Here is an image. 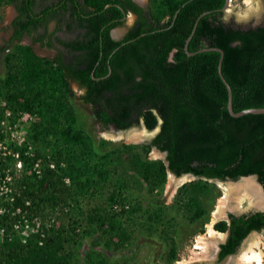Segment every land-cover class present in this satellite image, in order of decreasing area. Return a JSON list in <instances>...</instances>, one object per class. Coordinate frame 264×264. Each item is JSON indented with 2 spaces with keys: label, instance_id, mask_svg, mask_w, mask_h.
Returning <instances> with one entry per match:
<instances>
[{
  "label": "trees",
  "instance_id": "1",
  "mask_svg": "<svg viewBox=\"0 0 264 264\" xmlns=\"http://www.w3.org/2000/svg\"><path fill=\"white\" fill-rule=\"evenodd\" d=\"M224 1L147 0L144 9L133 0H83L93 16V36L75 45L87 50L85 68L40 56L28 44L16 43L3 54L0 120L6 108L36 114L28 140L16 147L23 160L13 180L17 203L29 200L27 208L42 218L57 207L62 217L25 243L18 238L0 242V264H125L119 254L136 229L162 238L168 245L166 264H172L180 221L196 223L202 232L209 220L219 192L207 178L255 174L264 189V113L231 116L217 72L219 52L187 55L183 49L197 16L209 11L197 21L188 50L221 48L233 110L264 107V16L253 26L233 25L219 10ZM120 8L136 14L137 25L115 40L107 29L120 23ZM73 80L87 88L81 97L89 104L102 100L111 110L109 115L103 106L94 109L103 127L113 121L126 129L141 122L148 130L158 125V131L138 144L96 138L79 121ZM28 145L64 165L39 177L27 174L29 158L22 151ZM153 147L165 152L166 164L148 157ZM167 170L197 176L178 186L170 203L159 199ZM16 216L0 214V227L8 229ZM213 227L226 232L221 259L249 232L264 229V210L228 212ZM83 238L89 240L81 252Z\"/></svg>",
  "mask_w": 264,
  "mask_h": 264
},
{
  "label": "flooded vegetation",
  "instance_id": "2",
  "mask_svg": "<svg viewBox=\"0 0 264 264\" xmlns=\"http://www.w3.org/2000/svg\"><path fill=\"white\" fill-rule=\"evenodd\" d=\"M30 1V4H26L24 0H10L9 2H6V0L1 1L0 29L3 27L7 29L8 32L6 31L5 35H0L2 39L0 43V53L3 52L4 54L16 43L28 44L40 56H45L48 59H55L58 57L65 65L74 69L85 68L88 63L87 50L77 48L75 45L86 43L93 36V31L91 30L90 25L93 22V16L91 13H88L91 8L85 6L83 0ZM133 1L144 9L147 8V4L145 5L144 3L141 5V3H143L140 2L141 0ZM48 7H52V9L48 14H45L44 10ZM120 10L123 13L120 17V23L107 29L108 37L115 40L123 38L129 29L137 25L135 22L137 18L136 14L130 10L125 11L121 8ZM130 15L133 16L131 21H129ZM50 22H52V26H49ZM47 42H49V44H47ZM43 49H51L52 51L50 54H45L42 51ZM74 86L81 90L79 91L80 94H76ZM70 87L74 97L80 98L78 101H81L82 104L89 107L95 121H97L98 128L109 131L113 134L119 133L124 136L126 130L142 124L140 122L139 125L134 124L125 129L110 120L111 122L109 125L106 128L103 127L99 122L101 120L94 115V109L97 108L100 110V106H103V101L99 100L97 104H89L81 97V95L86 92L87 88L81 86L76 80L71 82ZM102 108L109 115L112 114L107 106H103ZM77 110L79 109L77 108ZM136 116L137 112L134 111L132 117L135 118ZM79 121H82V119L79 118ZM140 121L142 120L140 119ZM158 128L159 126L157 125L155 133L158 131ZM154 134L152 136H154ZM220 243L222 242L218 243V249H216L215 252V263H219L222 260V258H218Z\"/></svg>",
  "mask_w": 264,
  "mask_h": 264
},
{
  "label": "rangeland",
  "instance_id": "3",
  "mask_svg": "<svg viewBox=\"0 0 264 264\" xmlns=\"http://www.w3.org/2000/svg\"><path fill=\"white\" fill-rule=\"evenodd\" d=\"M142 2L145 3V5L147 4V0H143ZM249 2H247V0H229L227 9L223 11V17L225 21H228L229 23L233 25H239L242 27L253 26V25L261 23L263 16H264L263 0H249ZM132 18L133 16L130 15L129 21H131ZM50 25L52 26V22H50L49 26ZM6 31L8 32L7 29L2 27L0 29V35H5ZM1 40L2 39L0 36V43H1ZM42 51L45 54H50L52 50L43 49ZM2 55H3V52L0 53V73H2V71L4 70ZM74 88H75L76 94H80L79 91L81 90L75 86ZM78 99L80 100V98L74 97L73 103L79 109L78 110L79 118L82 119V122L84 126L86 127V129H88L92 133H95L96 138L102 137V138L111 140L113 142L124 141L126 143H127L126 141L127 139H131L129 143L138 144L141 142L140 140L143 137L152 136L157 129V126H156L153 129L148 130L144 127V125L140 124L139 126H133L129 128L128 130H126V134L124 136H122L119 133L113 134L109 131L98 128L97 121H95L89 107L87 105L82 104V102L78 101ZM0 105H1V102H0ZM28 127L26 130L27 132L25 134V138H26L25 141L28 140ZM127 136H129V138H127ZM30 146L33 148V145H30ZM148 157L152 159H157V158L161 159L162 154L160 152L155 151L154 149H151L148 153ZM9 162L10 164H12L11 160ZM167 176H168V173L166 175V181H167ZM166 181H165L163 190L161 194L159 195V199L163 200L165 203H170L173 197L170 200H167V197L165 195V189H164L166 185ZM215 187L219 192V189L216 186V184H215ZM173 195L174 194H172V196ZM215 200L216 198L214 199L213 205L215 204ZM81 201L86 207L90 206V203H88L90 200L83 198ZM213 205H212V208H213ZM251 208L252 207H247V208L243 207L239 209L232 208L231 210H233L235 213H238V212H246L250 210ZM51 214L53 215L54 213L52 212ZM57 215H59V217H62L61 211H59ZM209 215H210V212H209ZM56 220L59 221L58 218H56ZM180 220L181 219H179V221ZM199 229H200V226L196 223H187L184 220L180 221V224L178 226L177 239H176L177 247H178L177 248V259L180 258L182 255L187 256L189 254L188 249L190 248L195 235L201 232L199 231ZM204 230L205 228L203 225L202 232H204ZM257 232H259L258 234H262L264 236V229H261L260 231H257ZM250 233H252V231ZM249 234L242 240L239 247L236 249V251L232 255H235L239 251V249L241 248V246L243 245V243L245 242ZM88 240H89L88 238H83L82 247L80 250L81 252H83L88 246ZM167 250H168V245L158 235H154V234L150 235L146 231L142 230L140 232V230L136 229L131 239V244L128 245L121 252V254H119V257L120 255L122 256L120 258L121 260L124 259L125 264H166ZM214 256H215V252L212 253V257Z\"/></svg>",
  "mask_w": 264,
  "mask_h": 264
},
{
  "label": "built area",
  "instance_id": "4",
  "mask_svg": "<svg viewBox=\"0 0 264 264\" xmlns=\"http://www.w3.org/2000/svg\"><path fill=\"white\" fill-rule=\"evenodd\" d=\"M1 105H5V102L1 101ZM35 120V113L25 109L13 111L7 108L0 120V214L17 215L8 229L0 227V242H3L4 239L11 241L18 238L22 243H25L36 233L42 235L44 229L55 224L56 216L60 211L56 207L53 215L42 218L39 213L33 214L27 208L29 200H25L23 204L17 203L13 180L23 170V160L16 147L24 145L27 127ZM22 153L26 158H29L27 174H35L39 177L46 169H53L57 164L64 165L63 161L56 163L50 152L44 156L37 155L30 145L25 147ZM10 160L12 164H10ZM64 181L69 182L68 177H65Z\"/></svg>",
  "mask_w": 264,
  "mask_h": 264
},
{
  "label": "bare ground",
  "instance_id": "5",
  "mask_svg": "<svg viewBox=\"0 0 264 264\" xmlns=\"http://www.w3.org/2000/svg\"><path fill=\"white\" fill-rule=\"evenodd\" d=\"M185 179L187 178L184 175L174 177L168 173L164 188L167 200L173 197L176 187ZM216 184L220 193L216 197L215 207L211 210L209 220L204 224V232L195 235L188 249L189 254L182 255L173 264H264V236L257 231L248 233L249 236L235 255L226 257L221 263L214 262L215 256L212 257V253L216 251V244L224 237V232L213 227L215 220L223 215L227 208L264 206V193L250 176L241 177L236 181H217Z\"/></svg>",
  "mask_w": 264,
  "mask_h": 264
},
{
  "label": "water",
  "instance_id": "6",
  "mask_svg": "<svg viewBox=\"0 0 264 264\" xmlns=\"http://www.w3.org/2000/svg\"><path fill=\"white\" fill-rule=\"evenodd\" d=\"M228 3H229V0H225L224 3H223V5H222V7H220L219 10H221V11H225V10L227 9ZM142 4H144V3H141V5H142ZM178 10H179V8H177L176 12H177ZM208 12H209V11H203V12L200 13V14L197 16V18L195 19L194 24H193V26H192V29H191L189 35L187 36V38L185 39V43H184V45H183V49H184L185 53H186L187 55H193V54H195L196 52L207 51V50H214V51L219 52V58H218V62H217V72H218V75H219L221 81L223 82V84H224V86H225V88H226V93H227L226 109H227L228 113H229L231 116H233V117H238V116H241V115H244V114H247V113H264V107H249V108L241 109V110H239V111H234V110H233V108H232V93H231V88H230L228 82L225 80V78H224V76H223V74H222V71H221V61H222V56H223V50H222L221 48H219V47H215V46H209V47H201V48H199V49L196 50V51H189V50H188L187 45H188V42H189V40H190L192 34L194 33V30H195V27H196L197 21L199 20V18H200L201 16H203L204 14H206V13H208ZM173 17H175V14L173 15ZM142 34H143V33H142ZM172 53H173V51L170 53V56H171ZM109 72H110V70H109ZM156 130H157V129H156ZM150 137H151V136H150ZM150 137H143L140 141H141V142H147V141L150 139ZM126 141H127V143H129L131 140H130V139H127ZM152 149H154L155 151L160 152V153L162 154V158H161V159L164 160V162H165V164H166L167 162H166V160H165V152L159 151L158 149H156V148H154V147H153ZM167 173L172 174L174 177H180V176H182V175L186 176L187 179H185L184 181H182V182L179 184V186H180L182 183L186 182V181H190V180H193V179H196V178H197V176H195V175H193V174H191V173H183V174H181L180 176H175V175H174L173 173H171L169 170H167ZM245 176H250V177H252V178L255 180V182L258 184V186L260 187L261 191L264 193V189H263L262 185L260 184V182L257 180V177H256L255 174H249V175H245ZM245 176H239V177H238L237 179H235V180H234V179H231V178H225L224 180H221V179H219V178H207V180H208V181H211V182H214V183L216 184L217 181H221V182H223V181H236V180H238L239 178H241V177H245ZM202 178L205 179V177H202ZM216 186H217V184H216ZM217 187H218V186H217ZM213 207H215V204L213 205ZM231 209H232V208H229V209L227 208V209H225L223 215H221V216H220L219 218H217L215 221L220 220V219H227V213H228V212H233V213H235V212H234L233 210H231ZM250 210H264V206H263L262 208L252 207ZM250 210H248V211H250ZM238 213H240V212H238ZM210 214H211V211H210ZM253 231H255V230H253ZM247 235H248V234H247ZM225 236H226V232H224V237H223V239H222L221 241H219V242H223L224 239H225ZM219 242H218V243H219ZM218 243L216 244V249H218ZM215 252H216V251H215ZM230 255H232V254H227V255H225L219 263H221L226 257H228V256H230ZM215 256H216V255H215Z\"/></svg>",
  "mask_w": 264,
  "mask_h": 264
}]
</instances>
